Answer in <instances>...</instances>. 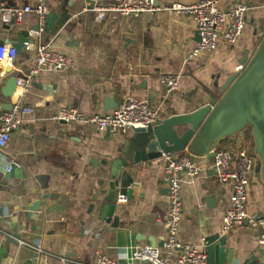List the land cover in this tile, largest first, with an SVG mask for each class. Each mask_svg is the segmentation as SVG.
Returning <instances> with one entry per match:
<instances>
[{
	"label": "crops",
	"instance_id": "obj_1",
	"mask_svg": "<svg viewBox=\"0 0 264 264\" xmlns=\"http://www.w3.org/2000/svg\"><path fill=\"white\" fill-rule=\"evenodd\" d=\"M36 1L0 0V4L33 5ZM116 1L75 0L69 6L67 0H49L58 21L50 33L44 30L34 36L29 49L17 54L12 64L19 76L26 75L34 68L35 50L42 43L72 57L75 68H44L26 90L19 88L6 96L2 88L9 64L0 63V112L16 101L34 108L12 131L2 150L0 264H90L101 253L116 257L119 264L123 254L130 255L136 246L152 244L150 238L165 251L167 231L156 222L158 217H167L169 207L164 156L126 169L133 178V191L125 202H117L119 224L112 227L100 220L94 196L107 187L103 162L120 155L132 142L134 132L99 131L91 125L56 122L46 116L69 105L86 114L108 113L128 96L149 101L160 118L194 111L207 102V95L218 98L222 94L226 79L238 70L240 59L253 54L264 33V0H218L224 10L237 3L248 7L243 34L234 44L220 40L215 50L190 57L199 40L190 16L161 11L137 16L111 13L97 19L96 6ZM174 1L191 4L199 0H158L163 5ZM38 22L35 13H28L21 23L9 28L0 16V41L12 44L17 30ZM168 73L181 76L178 89L170 95L160 81V76ZM222 147L237 152L238 137L229 138ZM10 159L21 167L6 172ZM210 161L193 182L182 184L179 237L205 245L208 236L219 233L227 236L225 264H264L257 228L245 225L227 234L221 232L231 183L220 182ZM36 200L40 210L29 217L27 207ZM248 208L264 215V184L255 170L250 174ZM15 215L24 226L22 230H11ZM13 232H21L25 238L15 244L8 240ZM21 241L39 244L43 251ZM61 257L76 262L64 263ZM216 260L213 251L212 264H218ZM129 264L148 263L129 259Z\"/></svg>",
	"mask_w": 264,
	"mask_h": 264
},
{
	"label": "built area",
	"instance_id": "obj_2",
	"mask_svg": "<svg viewBox=\"0 0 264 264\" xmlns=\"http://www.w3.org/2000/svg\"><path fill=\"white\" fill-rule=\"evenodd\" d=\"M94 10L99 20L111 13L137 16L167 11L188 15L195 22L199 36L190 54V57H194L199 53L215 50L220 40L229 44L236 43L243 34L248 7L244 3H237L234 7L224 10L218 5V0H199L191 4L174 1L168 5L160 4L158 0H117L106 6H96ZM49 12V0H37L33 5L0 4V16L5 24H19L28 13H35L38 16L40 28L32 31L34 36L44 31L45 18ZM28 49L29 44L26 47V50ZM16 56V48L12 44L0 45V63L12 65ZM75 65L74 59L69 55L52 49L49 44L40 43L35 50L34 68L25 77L17 79V89H22V92L26 90L33 78L44 68L63 71L75 68ZM241 67L239 65L238 69ZM180 77L178 73L160 76L167 95L178 89ZM33 111L32 106L16 101L10 109L0 112V164L4 159L2 150L9 143L12 131L17 129L24 122V117ZM46 117L56 122L91 125L99 131L128 132L133 131L134 128L148 127L160 119V114L149 101L128 96L108 113L86 114L79 107L69 105L47 114ZM238 145L237 152L222 146L218 147L214 150L212 158L194 155L189 150L164 154L169 207L167 217L164 219L158 217L156 222L164 226L167 231L165 251L156 245L141 244L136 246L130 255L126 253L123 257L148 264H207L206 245L185 242L179 237L178 232L183 211L182 184L193 182L202 170L209 167L210 159V167L220 182L231 183V195L222 217L221 232L227 234L237 226H252L259 231L258 244L264 246V215L251 213L248 208L250 174L255 170L258 158L253 152L250 139H247L245 134ZM20 167V162L10 159L6 165V172ZM126 200V195L119 194L117 197V202ZM20 244L43 251L39 244L27 241H21ZM60 260L64 263L76 262L67 257H61ZM90 264H117V258L101 253L95 262Z\"/></svg>",
	"mask_w": 264,
	"mask_h": 264
},
{
	"label": "water",
	"instance_id": "obj_3",
	"mask_svg": "<svg viewBox=\"0 0 264 264\" xmlns=\"http://www.w3.org/2000/svg\"><path fill=\"white\" fill-rule=\"evenodd\" d=\"M90 1V0H86ZM75 0H67L72 6ZM69 12L68 9L65 10ZM59 15L50 10L45 18V31L52 30ZM12 24V23H11ZM5 24L7 27L13 25ZM40 24L19 29L11 40L17 54L25 50L28 44L35 41L32 31L39 30ZM199 38V36H198ZM4 42L0 41V45ZM242 66L231 74L222 86V94L218 98L207 95V102L191 112L174 113L165 118H160L148 127L134 128V137L128 147L121 151L115 158L103 162L107 167V187L98 191L94 199L98 201L100 208V220L117 227L119 216L115 214L119 194L130 197L133 178L127 172L132 164L146 161H154L166 153H179L189 150L197 156L212 158L214 150L231 137H238V144L242 142L245 130L251 128L253 138V152L258 158L256 173L264 184V33L258 39L256 48L251 56L240 59ZM9 76L6 78L2 92L6 96H12L17 89L18 73L14 67L6 68ZM65 122V121H63ZM109 131V130H107ZM95 204L91 205L93 209ZM40 210V201L36 200L28 205V216L33 211ZM3 208L0 207V213ZM17 215L12 217L11 230L23 229L18 223ZM25 235L21 232H13L8 240L15 244L23 240ZM152 245H156L150 238ZM227 236L219 233L210 235L206 239V249L210 254L207 264H212V252H217V263L225 264ZM119 264H129L127 258L120 259Z\"/></svg>",
	"mask_w": 264,
	"mask_h": 264
},
{
	"label": "rangeland",
	"instance_id": "obj_4",
	"mask_svg": "<svg viewBox=\"0 0 264 264\" xmlns=\"http://www.w3.org/2000/svg\"><path fill=\"white\" fill-rule=\"evenodd\" d=\"M246 130H247V132L250 134V127H248ZM246 138H247V139H250V141H251V143H252V146H253V138H252V136L248 135ZM224 142H226V141H224ZM224 142H223V143H224ZM223 143H222V144H223ZM221 146H222V145H221ZM221 146H220V147H221Z\"/></svg>",
	"mask_w": 264,
	"mask_h": 264
},
{
	"label": "trees",
	"instance_id": "obj_5",
	"mask_svg": "<svg viewBox=\"0 0 264 264\" xmlns=\"http://www.w3.org/2000/svg\"><path fill=\"white\" fill-rule=\"evenodd\" d=\"M245 135H246V137H247L248 135L251 136V128H250V134L247 132V130H245Z\"/></svg>",
	"mask_w": 264,
	"mask_h": 264
}]
</instances>
